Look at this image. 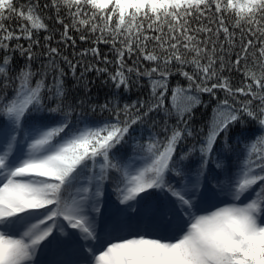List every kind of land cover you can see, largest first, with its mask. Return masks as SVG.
I'll list each match as a JSON object with an SVG mask.
<instances>
[{"label":"snow or ice","instance_id":"6c2138e0","mask_svg":"<svg viewBox=\"0 0 264 264\" xmlns=\"http://www.w3.org/2000/svg\"><path fill=\"white\" fill-rule=\"evenodd\" d=\"M0 264H264V0H0Z\"/></svg>","mask_w":264,"mask_h":264},{"label":"trees","instance_id":"16d2710c","mask_svg":"<svg viewBox=\"0 0 264 264\" xmlns=\"http://www.w3.org/2000/svg\"><path fill=\"white\" fill-rule=\"evenodd\" d=\"M78 43V49L79 48H86L89 47L90 45L87 43H82L77 41ZM55 46V45H54ZM69 51H71V49H69ZM101 51L102 52H106L107 48L104 47L103 45H101ZM23 63V61H21V64ZM101 67H103V65H100ZM235 75V74H234ZM88 80L92 81L95 80V84L91 85L92 91L91 93H89L90 96H92V102L94 103H102L104 102L106 99H108L110 96H112L114 94V89L111 88L110 83L108 86H104L101 84V80L104 79L105 77L101 76L99 79L96 78V73L92 72L88 74ZM179 79V77H176L173 79L172 83L174 84L176 82V80ZM143 83L145 84V87L139 90L133 89V91L130 94H121L120 95V102L124 103L125 101L127 102H131L132 100L136 99L139 96H144L146 98L147 96V92H148V88H147V81H143ZM181 83H183V81H181ZM75 84V81L71 78V76L69 75V78L66 80V85L69 89L72 90L73 95L79 94V95H83V89L82 88H75L73 89V85ZM204 100L207 101V96L204 97ZM211 112V106L208 109H197L196 110V116H197V120L195 121L196 124H202L204 121L207 120L208 115ZM105 116H107V113H104ZM98 118V116H97ZM192 141L189 140L188 144H191ZM110 201H115V197L110 196Z\"/></svg>","mask_w":264,"mask_h":264}]
</instances>
